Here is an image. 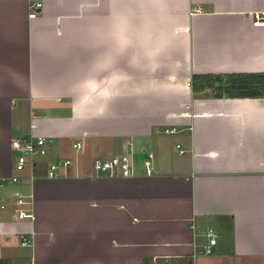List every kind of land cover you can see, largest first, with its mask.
I'll use <instances>...</instances> for the list:
<instances>
[{
  "label": "crops",
  "instance_id": "obj_1",
  "mask_svg": "<svg viewBox=\"0 0 264 264\" xmlns=\"http://www.w3.org/2000/svg\"><path fill=\"white\" fill-rule=\"evenodd\" d=\"M41 1L0 0V264H264V95L192 79L264 73V0Z\"/></svg>",
  "mask_w": 264,
  "mask_h": 264
},
{
  "label": "built area",
  "instance_id": "obj_2",
  "mask_svg": "<svg viewBox=\"0 0 264 264\" xmlns=\"http://www.w3.org/2000/svg\"><path fill=\"white\" fill-rule=\"evenodd\" d=\"M42 8L41 0H32L30 3L29 17H34ZM256 23H264V14L256 16ZM166 131H172L166 129ZM13 149L16 152L15 157V169L16 171H24L25 169L32 170L36 167L39 158L43 157L47 153V141L44 136L22 138L17 137L13 140ZM75 146V144H74ZM179 146V145H178ZM152 154H148V158L144 161L145 175H151L152 170L150 167V159ZM63 164H69L70 160L65 159L62 161ZM58 162H52L48 165V176H55L56 169L58 168ZM93 168L98 175L110 176V177H128L137 175L134 163L131 159L130 154L121 153L112 155L108 158L95 159ZM20 177L18 175L11 176L12 181H18ZM29 179H33V175H29ZM16 202L20 205H28L30 201L24 200L20 195L17 196ZM19 218H33V213L30 209H20L17 211ZM215 243V237L209 236V242L204 247V252L209 253L211 251V245ZM22 245L28 244V239L23 236L21 239Z\"/></svg>",
  "mask_w": 264,
  "mask_h": 264
},
{
  "label": "trees",
  "instance_id": "obj_3",
  "mask_svg": "<svg viewBox=\"0 0 264 264\" xmlns=\"http://www.w3.org/2000/svg\"><path fill=\"white\" fill-rule=\"evenodd\" d=\"M193 81L199 87L213 86L216 95L223 93L230 96H260L264 95V73L228 74V75H194ZM226 80L228 82H226ZM220 83V85H217ZM217 86V87H216ZM142 264H153L151 259H142Z\"/></svg>",
  "mask_w": 264,
  "mask_h": 264
},
{
  "label": "rangeland",
  "instance_id": "obj_4",
  "mask_svg": "<svg viewBox=\"0 0 264 264\" xmlns=\"http://www.w3.org/2000/svg\"><path fill=\"white\" fill-rule=\"evenodd\" d=\"M226 82H228L227 80H226ZM217 85H220V83H218ZM217 87V86H216ZM67 156L70 158V159H72V161L74 160V153H73V150H69V153H67ZM101 158H103L102 156H101ZM105 158H108V157H105ZM16 171V170H15Z\"/></svg>",
  "mask_w": 264,
  "mask_h": 264
}]
</instances>
